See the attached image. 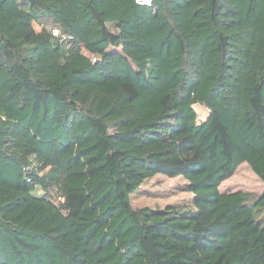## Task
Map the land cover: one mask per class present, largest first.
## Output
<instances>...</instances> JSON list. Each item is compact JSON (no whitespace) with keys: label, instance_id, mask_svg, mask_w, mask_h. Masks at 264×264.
<instances>
[{"label":"trees","instance_id":"obj_1","mask_svg":"<svg viewBox=\"0 0 264 264\" xmlns=\"http://www.w3.org/2000/svg\"><path fill=\"white\" fill-rule=\"evenodd\" d=\"M245 163L264 0H0V264H264V194L220 189ZM158 175L191 203L135 207Z\"/></svg>","mask_w":264,"mask_h":264},{"label":"rangeland","instance_id":"obj_2","mask_svg":"<svg viewBox=\"0 0 264 264\" xmlns=\"http://www.w3.org/2000/svg\"><path fill=\"white\" fill-rule=\"evenodd\" d=\"M37 25L39 24L37 23ZM196 111L198 112L199 118L206 119L208 115L206 108L196 106ZM186 184L187 181L183 177L170 178L158 175L147 180L133 195V204L135 207H165L173 204H190L194 195L185 190L184 187ZM220 189L222 192L247 191L264 194V183L245 163L237 169L231 178L222 183Z\"/></svg>","mask_w":264,"mask_h":264},{"label":"built area","instance_id":"obj_3","mask_svg":"<svg viewBox=\"0 0 264 264\" xmlns=\"http://www.w3.org/2000/svg\"><path fill=\"white\" fill-rule=\"evenodd\" d=\"M136 2H137L138 5H141V6H151L152 3H153V0H136ZM36 25H37L36 21H33L34 29H35L37 32H41V31H42V26L39 24V25H37V26H38V27H37ZM52 34H53V36H55V37L62 38V40L65 39V36L61 34V31H60L58 28H54V29H52ZM94 60H96V58H94ZM204 120H205V119H201V118H199V122H200V123L203 122ZM27 168L29 169L30 166L27 167Z\"/></svg>","mask_w":264,"mask_h":264},{"label":"crops","instance_id":"obj_4","mask_svg":"<svg viewBox=\"0 0 264 264\" xmlns=\"http://www.w3.org/2000/svg\"><path fill=\"white\" fill-rule=\"evenodd\" d=\"M221 188V187H220ZM225 192H228V191H225Z\"/></svg>","mask_w":264,"mask_h":264}]
</instances>
